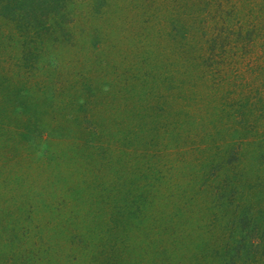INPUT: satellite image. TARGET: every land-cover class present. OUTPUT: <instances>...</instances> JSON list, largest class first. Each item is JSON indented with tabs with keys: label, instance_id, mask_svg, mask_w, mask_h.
<instances>
[{
	"label": "rangeland",
	"instance_id": "374dc122",
	"mask_svg": "<svg viewBox=\"0 0 264 264\" xmlns=\"http://www.w3.org/2000/svg\"><path fill=\"white\" fill-rule=\"evenodd\" d=\"M46 7L0 0V264H232L226 204L238 231L264 208V0Z\"/></svg>",
	"mask_w": 264,
	"mask_h": 264
},
{
	"label": "trees",
	"instance_id": "16d2710c",
	"mask_svg": "<svg viewBox=\"0 0 264 264\" xmlns=\"http://www.w3.org/2000/svg\"><path fill=\"white\" fill-rule=\"evenodd\" d=\"M7 7H12V11L10 12V16L12 18H14V20L16 21V23H18L20 26H32L34 27V23H38L37 20L39 21H43L44 19V15L45 13L42 12L41 14V18H37L35 19H30L28 16L27 17H21L18 15L19 12L22 11H18V3L14 2V3H6L4 4ZM48 6L45 8V11L47 12V14H50L51 12L53 13L54 16H62L63 13V9L65 6V0H48ZM25 11L28 13L30 11H28V9H25ZM36 14V13H34ZM43 17V18H42ZM23 23V24H22ZM39 24V23H38ZM230 144H228L227 146H229ZM231 148V146H230ZM230 148L228 150L227 153H222L221 155L217 154L215 156V154L210 157L207 161H206V167H202V169L204 168V170H200L198 172L199 177H206V174H212V170H217V169H229V167L231 166V164L233 163V161H235V159L232 162L230 161L229 158V154H230ZM252 154V153H251ZM215 156V157H214ZM239 155L237 156L238 159ZM218 158V161L216 162V164H214L215 159ZM248 160H251V155H249V157H247ZM243 162V160H241ZM205 163V162H204ZM226 166V167H225ZM211 169V170H210ZM210 170V172H209ZM251 174V173H250ZM214 175V174H213ZM209 176V175H208ZM191 182L196 184V178H194V176H191ZM203 181V180H202ZM245 181V180H243ZM200 179L198 178V182L197 184H199ZM206 182L203 181L202 184H204ZM201 184V182H200ZM199 184V191L200 192V187L201 185ZM237 187H239V189L242 191V189L244 188V183L242 181H240V179L238 180V182L236 183ZM232 191H239V190H232ZM210 206L213 207V201L215 200V192L210 193ZM243 199V197H242ZM236 200L232 202V204H226V208L227 210L222 213V215L220 216V220H225L226 224L228 226H225L224 228V232L226 237H230L233 236L235 234H237L240 239H238L236 241V244H238V250H236L235 252H231L234 244L233 242L228 241L224 242L221 245V248L218 249L220 252L221 250H223L224 253H228L231 252L230 254H227L226 258H225V262H231L232 264L234 263L235 259H238L236 261V264H244L245 262L242 261H249L247 263L250 264H264V222H263V218H264V208L261 205H255L254 206V210L247 212L248 213V218L249 221L251 222L250 225L245 228L244 230H239L237 229V220L235 221V219H237L239 216L242 215V212L245 211V203L247 202L246 200ZM213 218H215V214L213 215ZM259 218V219H257ZM259 221V222H257ZM250 235L253 236V238H250ZM242 256H247V258H245V260L242 258ZM223 259V257H222ZM221 258L219 260L223 261Z\"/></svg>",
	"mask_w": 264,
	"mask_h": 264
}]
</instances>
